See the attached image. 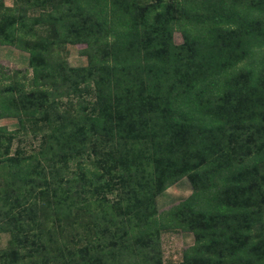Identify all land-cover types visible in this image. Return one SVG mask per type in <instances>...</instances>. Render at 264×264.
<instances>
[{
  "label": "trees",
  "instance_id": "trees-1",
  "mask_svg": "<svg viewBox=\"0 0 264 264\" xmlns=\"http://www.w3.org/2000/svg\"><path fill=\"white\" fill-rule=\"evenodd\" d=\"M0 46V264H163L174 230L180 264H264V0H0Z\"/></svg>",
  "mask_w": 264,
  "mask_h": 264
},
{
  "label": "rangeland",
  "instance_id": "rangeland-1",
  "mask_svg": "<svg viewBox=\"0 0 264 264\" xmlns=\"http://www.w3.org/2000/svg\"><path fill=\"white\" fill-rule=\"evenodd\" d=\"M5 6L10 7L12 0H2ZM175 44L182 43V37L180 33L175 32L173 37ZM84 46H68L66 48V60L71 67H83L86 65V59L79 55V50ZM63 55V54H62ZM28 64L27 54L17 51L8 46H0V68L3 70H26ZM66 99H62L61 107L65 105ZM0 126L4 127L8 133H13L19 129V125L16 119H3L0 120ZM27 126V124H26ZM30 127V129L28 128ZM25 132L19 130V133L13 136L11 142V155L17 149H20L25 154H34L41 147L43 141L45 142L42 134L48 133V130L43 127L28 126ZM47 134H45L46 136ZM71 167H75L73 164ZM119 192L115 191L113 196L108 198H114ZM191 193V187L187 179L183 178L175 185L167 189L156 198L157 208L159 211L167 210L169 207L177 204L179 201L188 197ZM10 236L8 234L0 235V249L6 248L7 242ZM193 244V237L189 233L181 231H165L161 234L160 247L162 253L163 264H180L183 251Z\"/></svg>",
  "mask_w": 264,
  "mask_h": 264
}]
</instances>
